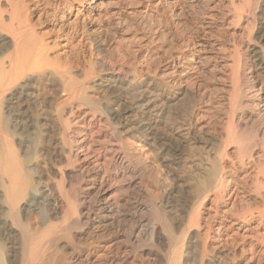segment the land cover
Segmentation results:
<instances>
[{
	"label": "bare ground",
	"instance_id": "obj_1",
	"mask_svg": "<svg viewBox=\"0 0 264 264\" xmlns=\"http://www.w3.org/2000/svg\"><path fill=\"white\" fill-rule=\"evenodd\" d=\"M0 264H264V0H0Z\"/></svg>",
	"mask_w": 264,
	"mask_h": 264
},
{
	"label": "rangeland",
	"instance_id": "obj_2",
	"mask_svg": "<svg viewBox=\"0 0 264 264\" xmlns=\"http://www.w3.org/2000/svg\"><path fill=\"white\" fill-rule=\"evenodd\" d=\"M101 60L100 59H98V62H100ZM100 63H102V62H100Z\"/></svg>",
	"mask_w": 264,
	"mask_h": 264
}]
</instances>
